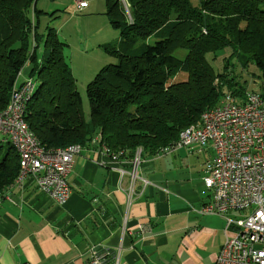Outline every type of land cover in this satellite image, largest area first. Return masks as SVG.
Masks as SVG:
<instances>
[{
    "label": "trees",
    "instance_id": "obj_1",
    "mask_svg": "<svg viewBox=\"0 0 264 264\" xmlns=\"http://www.w3.org/2000/svg\"><path fill=\"white\" fill-rule=\"evenodd\" d=\"M105 1L119 37L100 45L115 61L88 83L86 117L67 43L53 27L41 31L43 16L53 13L39 10L38 0H0V112L30 66L37 88L25 120L44 149L80 144L96 153L105 146L112 164L128 167L138 149L144 159L174 145L227 94L241 104L260 80L264 97V0ZM228 47L232 55L217 72L211 61ZM19 171L17 149L0 140V200Z\"/></svg>",
    "mask_w": 264,
    "mask_h": 264
},
{
    "label": "crops",
    "instance_id": "obj_2",
    "mask_svg": "<svg viewBox=\"0 0 264 264\" xmlns=\"http://www.w3.org/2000/svg\"><path fill=\"white\" fill-rule=\"evenodd\" d=\"M260 82L252 90L260 91ZM212 156L184 147L144 158L128 208L129 174L83 150L65 204L33 180L0 200V264H86L95 245L122 246L124 264H215L226 219L197 212L211 201L204 177Z\"/></svg>",
    "mask_w": 264,
    "mask_h": 264
},
{
    "label": "built area",
    "instance_id": "obj_3",
    "mask_svg": "<svg viewBox=\"0 0 264 264\" xmlns=\"http://www.w3.org/2000/svg\"><path fill=\"white\" fill-rule=\"evenodd\" d=\"M77 8L87 7L86 0H75ZM33 77L16 83L13 107L0 117V135L17 143L27 156V173L16 184L23 188L28 180L59 204H65L71 195L69 173L81 151L44 153L37 144L27 141L20 129L18 112ZM211 149L213 156L206 169L204 184L211 193V201L197 210L200 214H214L226 219L225 240L215 264H264V97L249 91L243 103H235L231 95L196 132H191L180 148ZM173 152L158 154L166 155ZM96 155L107 166L114 162L105 147ZM142 151L134 155L128 167L121 165V172L131 178L128 208L134 184L140 178ZM110 162V163H109ZM232 229L231 233H227ZM122 246L110 248L95 245L91 248L86 264H124Z\"/></svg>",
    "mask_w": 264,
    "mask_h": 264
},
{
    "label": "rangeland",
    "instance_id": "obj_4",
    "mask_svg": "<svg viewBox=\"0 0 264 264\" xmlns=\"http://www.w3.org/2000/svg\"><path fill=\"white\" fill-rule=\"evenodd\" d=\"M89 7L86 10H76L75 0H38L37 8L47 13L43 16L41 31L46 33L47 26L57 30L61 41L67 43L65 57L71 66L76 79L82 104L81 108L86 117L90 113V104L86 87L93 80L97 72L106 64L115 61V58L105 54L100 45L119 37V31L110 24L107 15V3L105 0H86ZM153 42V40L151 39ZM44 45L40 47L39 55L44 52ZM186 54V51H183ZM232 49L227 48L220 51L212 60V65L217 72L222 71L226 64L225 57H231ZM237 57H233L232 63L237 64ZM239 63L236 69L240 70ZM256 65L252 64L247 70L254 71ZM30 66L21 73L18 83L29 77ZM27 71V74L25 73ZM24 73V74H23ZM246 73V71L244 72ZM34 78V77H33Z\"/></svg>",
    "mask_w": 264,
    "mask_h": 264
},
{
    "label": "bare ground",
    "instance_id": "obj_5",
    "mask_svg": "<svg viewBox=\"0 0 264 264\" xmlns=\"http://www.w3.org/2000/svg\"><path fill=\"white\" fill-rule=\"evenodd\" d=\"M21 73L19 74V76L21 75ZM18 80H19V77H18L17 81L14 84L9 104L6 107V109H4L3 111L0 112V117H2L5 112L9 111L13 107V103H14V99H15V86H16V83H18ZM36 88H37V82L36 81L30 82V86H29V88H28V90L26 92V96L23 99V103H20V106H19L18 123L20 124L21 131L27 135V141H30L33 144H37L39 146V149L41 151H43L44 153H68L71 150L81 151L82 152L83 151V147L80 144H72V145H69V146H67L65 148H56V149H51V150H46L40 145L39 140L34 135V133L31 131V129L29 128V126H28V124H27V122L25 120V114H26V109H27L28 103L30 102L32 96L34 95V93L36 91ZM224 102H225V98L222 101L221 105ZM221 105H219V106H221ZM219 106L216 107V108H213V109H209L206 112H204L202 114L201 123L200 124H202L205 120H207V118L210 116V111H215L216 109L219 108ZM200 124L198 126H200ZM196 131H197V126H190V127L186 128V129H184L180 133V137H179L178 141L174 145L164 148L159 154L173 152L175 150V148L179 144H183L186 141V138L189 135V133L196 132ZM0 140L3 143L12 144L17 149V151L19 153V156H20V171H19V176H18V178H17V180L15 182V186H16L18 181L21 180V178L25 177L26 173H27V156H26V153H22L21 149L18 147V145H17V143L15 141L9 140L5 136H1V135H0ZM105 149L108 152V149L106 147H105ZM140 151H142V150L138 149L136 151L135 155H137V153H139Z\"/></svg>",
    "mask_w": 264,
    "mask_h": 264
}]
</instances>
